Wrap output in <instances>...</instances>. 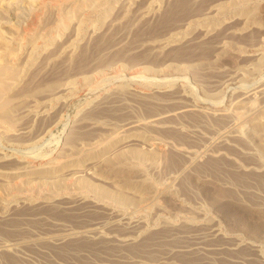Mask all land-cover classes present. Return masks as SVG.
Here are the masks:
<instances>
[{
  "label": "rangeland",
  "instance_id": "obj_1",
  "mask_svg": "<svg viewBox=\"0 0 264 264\" xmlns=\"http://www.w3.org/2000/svg\"><path fill=\"white\" fill-rule=\"evenodd\" d=\"M175 1L0 0V264H264V0Z\"/></svg>",
  "mask_w": 264,
  "mask_h": 264
},
{
  "label": "bare ground",
  "instance_id": "obj_2",
  "mask_svg": "<svg viewBox=\"0 0 264 264\" xmlns=\"http://www.w3.org/2000/svg\"><path fill=\"white\" fill-rule=\"evenodd\" d=\"M27 1V0H26ZM35 1V0H34ZM230 1H232V0H230ZM236 1V0H235ZM40 2H42V0H40ZM225 2H227V0L225 1ZM225 2H223V3H225ZM24 3V2H23ZM30 3V2H29ZM21 4V3H20ZM26 4H28L27 2H26ZM19 5V4H18ZM84 5V4H83ZM24 6L26 7V5L24 4ZM28 6H29V4H28ZM8 7H9V5H8ZM177 7H179V8H181L182 9V12H183V15L184 14H186V13H188L189 12V9H191L190 8V4H189V1L188 0H176L174 3H173V5H172V8L170 9V11H174ZM222 8H223V6H221ZM20 8V7H19ZM178 9V8H177ZM176 9V10H177ZM225 9V8H224ZM251 9V8H250ZM22 10H23V8H22ZM25 10V9H24ZM84 11V10H83ZM85 12V11H84ZM181 14V13H180ZM249 14V13H248ZM36 15V14H35ZM178 15V14H177ZM182 15V16H183ZM21 17V16H20ZM24 17V16H23ZM22 17V18H23ZM173 17V16H172ZM178 17H180V15H178L177 16V18ZM177 20V19H176ZM37 22V21H36ZM29 23V22H28ZM29 27V24H26V25H23V24H21V22H19V25L18 26H16L17 27V32H16V34L15 35H17L18 36V38L20 37L22 40H25L26 39V34L28 33V31L30 30L31 31V29H33V28H31V27H29V29L28 28H25V27ZM33 26V25H32ZM31 28V29H30ZM21 29V30H20ZM37 31V30H36ZM14 33V32H13ZM30 33V32H29ZM29 35V34H28ZM11 36V35H10ZM17 36H15V38H17ZM34 37V36H33ZM29 40V39H28ZM38 40V39H37ZM36 40V41H37ZM24 42V41H23ZM22 43V42H21ZM37 43H38V41H37ZM0 44H3V47L5 46L6 48H8V47H12L13 45H14V42L12 41V39L9 37V35H7V32H4V31H0ZM16 45V44H15ZM18 45V44H17ZM1 46V45H0ZM1 49V48H0ZM7 49H5V51H6ZM11 50V49H10ZM7 52V51H6ZM4 53V52H3ZM17 53V52H16ZM14 54V53H13ZM25 63V62H24ZM0 64H1V62H0ZM8 66V65H7ZM6 65L5 66H3V65H1L0 66V97H2L3 95L1 94L2 93V90H4V88H6L7 90H8V88H9V86H7L8 84H11L10 82L9 83H7L8 82V79L9 78H13L15 75H14V72L12 71H7V68L9 67H7ZM18 66V65H17ZM21 67H22V65H21ZM18 69V68H17ZM17 69H15V70H17ZM18 77V76H17ZM14 79H16V78H14ZM8 87V88H7ZM5 91V90H4ZM2 95V96H1ZM5 97V96H4ZM1 100H2V98H0ZM4 101V100H3ZM2 102V101H1ZM252 103H253V101H252ZM250 104V103H249ZM4 105H2V108H4L5 109V107H3ZM9 107V106H8ZM7 109V108H6ZM2 111V110H1ZM7 113V112H6ZM5 113V114H6ZM2 115V114H1ZM9 115H12V114H9ZM6 116V115H5ZM3 118V117H2ZM6 120V119H5ZM264 149V148H263ZM127 154H129V153H127ZM120 156V155H119ZM31 158V160H41V159H45L46 158V156L44 157H37V156H35V157H30ZM119 158V157H118ZM144 158V157H143ZM123 159H124V157H123ZM137 159V158H136ZM140 159V158H139ZM30 160V161H31ZM142 160V159H141ZM116 161V160H115ZM36 162V161H35ZM47 162V161H46ZM27 163L29 164V161H27ZM26 163V164H27ZM44 162H41L40 163V165L39 166H36V169H37V167L40 169V166L43 164ZM48 163V162H47ZM50 164V166L51 165H53V164H55V163H53V164H51V162H49ZM35 163H34V161H31L30 162V164L28 165L30 168H27L26 166H24V167H21V169L18 171H16L15 172V174L13 175L14 177H13V182H11V185H10V194H17V193H20L21 191H22V187L23 186H21L22 184H23V182H24V175L27 173V172H25L27 169H33V168H35V166L34 167H32L33 165H34ZM122 164V163H121ZM32 165V166H31ZM49 165H47V167L49 166ZM56 166V165H55ZM54 167V166H53ZM27 168V169H26ZM44 169V168H43ZM48 169V168H47ZM46 171V170H45ZM118 171V170H117ZM125 176V175H124ZM124 176H122V177H124ZM120 179V178H119ZM27 181V180H26ZM33 182V181H32ZM33 184H34V182H33ZM44 185V184H43ZM138 185V184H137ZM29 186V185H28ZM42 186V185H41ZM27 187V186H26ZM26 187H25V189H26ZM31 187V186H30ZM30 187H29V189H30ZM28 188V187H27ZM24 190V189H23ZM19 195V194H18ZM5 196V195H4ZM117 199V198H116ZM119 199V198H118ZM119 201V200H118ZM141 202V201H140Z\"/></svg>",
  "mask_w": 264,
  "mask_h": 264
}]
</instances>
